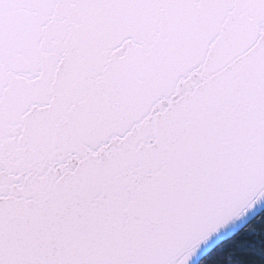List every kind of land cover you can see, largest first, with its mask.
<instances>
[{
    "label": "snow or ice",
    "instance_id": "obj_1",
    "mask_svg": "<svg viewBox=\"0 0 264 264\" xmlns=\"http://www.w3.org/2000/svg\"><path fill=\"white\" fill-rule=\"evenodd\" d=\"M0 264H264V0H0Z\"/></svg>",
    "mask_w": 264,
    "mask_h": 264
}]
</instances>
